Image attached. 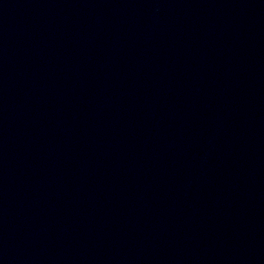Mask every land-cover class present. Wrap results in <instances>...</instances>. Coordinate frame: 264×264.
<instances>
[{
  "label": "water",
  "instance_id": "95a60500",
  "mask_svg": "<svg viewBox=\"0 0 264 264\" xmlns=\"http://www.w3.org/2000/svg\"><path fill=\"white\" fill-rule=\"evenodd\" d=\"M0 264H264V0H0Z\"/></svg>",
  "mask_w": 264,
  "mask_h": 264
}]
</instances>
